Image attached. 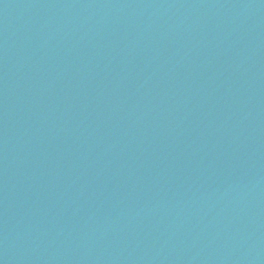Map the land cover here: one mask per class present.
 Wrapping results in <instances>:
<instances>
[{
	"label": "water",
	"instance_id": "95a60500",
	"mask_svg": "<svg viewBox=\"0 0 264 264\" xmlns=\"http://www.w3.org/2000/svg\"><path fill=\"white\" fill-rule=\"evenodd\" d=\"M0 264H264V0H0Z\"/></svg>",
	"mask_w": 264,
	"mask_h": 264
}]
</instances>
